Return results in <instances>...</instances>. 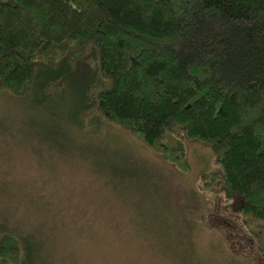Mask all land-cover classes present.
Instances as JSON below:
<instances>
[{
	"label": "trees",
	"instance_id": "16d2710c",
	"mask_svg": "<svg viewBox=\"0 0 264 264\" xmlns=\"http://www.w3.org/2000/svg\"><path fill=\"white\" fill-rule=\"evenodd\" d=\"M75 83L178 169L186 140L209 146L222 169L202 187L237 202L264 254V0H0V98L60 102L84 130ZM31 238L0 215V264H53Z\"/></svg>",
	"mask_w": 264,
	"mask_h": 264
},
{
	"label": "rangeland",
	"instance_id": "374dc122",
	"mask_svg": "<svg viewBox=\"0 0 264 264\" xmlns=\"http://www.w3.org/2000/svg\"><path fill=\"white\" fill-rule=\"evenodd\" d=\"M70 88L78 110L91 104L84 130L60 102L37 112L0 98V215L53 264H264L237 202L202 187L222 169L209 146L186 140L190 167L178 169L105 119L87 83Z\"/></svg>",
	"mask_w": 264,
	"mask_h": 264
}]
</instances>
